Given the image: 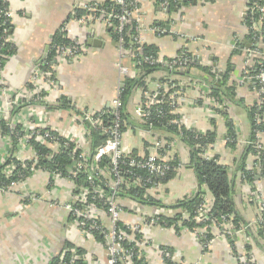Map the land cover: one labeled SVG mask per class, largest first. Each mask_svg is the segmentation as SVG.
<instances>
[{
    "label": "crops",
    "instance_id": "crops-1",
    "mask_svg": "<svg viewBox=\"0 0 264 264\" xmlns=\"http://www.w3.org/2000/svg\"><path fill=\"white\" fill-rule=\"evenodd\" d=\"M97 1L6 0L12 24L8 40L15 46V53L1 70L0 119L5 116L9 119L17 111V114L25 113L23 119L27 121L47 111L48 125L67 134L72 130L71 114L75 109H109L117 90L124 86L125 76L139 74L127 50L122 51L120 57L118 42L112 34L114 24L111 18L101 14L92 19L87 18L89 15L81 16L83 20L72 18L76 8L82 9L85 4ZM164 1L135 0L130 23L138 26L143 44L154 45L159 58L190 57L211 73L226 74L225 79L223 75H214L213 79L223 77L225 86L234 88V94L230 98L213 97L212 77L198 66L188 65L184 74H168L167 77L162 70L155 71L148 77L145 88L133 89L127 101L125 112L128 119L125 121L122 149L125 154H157L156 143L165 142L168 143L167 155L179 157L181 166L175 176L156 191V200L166 206L197 191L196 177L187 165L189 148L186 143L179 135L157 128L149 130L143 125L140 103L144 100V93L153 94L162 102L169 92L168 99L174 105L171 112L178 116L176 122L201 133H215V140L206 150V156H217L218 161L226 165L234 187L236 210L248 225L231 230V245L220 234L222 225L215 222L210 229L213 241L206 248L186 228L175 232L172 227L147 225L141 235L144 264H168L158 252L161 246L172 252L174 262L241 264L244 258H251L252 264H264V234H258L260 226L254 223L257 207L245 198L254 190L264 197L263 168L248 156L246 168L251 170L254 180L246 181L237 165L251 135L248 107L260 104L255 71L252 72L251 68L255 59L264 61V50L253 48V39L247 37L248 27L244 19L256 3L264 8V0L255 1L251 7L249 0H176L175 4L167 0L165 6ZM261 18H264V11ZM63 23L67 38L82 41L87 48L86 53L80 59L65 62L53 58L49 69L53 85L33 93L32 76L47 57L50 42ZM259 23L255 24L256 28ZM119 60L124 68L121 71L117 67ZM162 76L168 78L169 83L161 84L159 79ZM171 88L173 90L169 91ZM19 92V99L23 95L29 96L28 92L31 99L19 100L8 114L5 107L7 97H16ZM41 93H45L41 96L45 105L27 103ZM61 97L66 98V107L58 105ZM260 110L258 121L264 122V108ZM227 121L231 122L236 137L232 146L226 142ZM257 139L264 151V132H260ZM4 150L1 141L0 152ZM65 185L62 183L61 188L56 189L57 198H64ZM45 188V172L35 170L21 185L8 192H0V264H47L62 249L74 251L67 247L68 244L86 251L87 264H108L103 243L82 238L62 207L48 204ZM32 196L36 198L32 199ZM139 209L147 214H174L172 209L163 210L159 206H141ZM140 212H125L122 219L140 222ZM245 245L248 246L246 249ZM237 254L243 256L241 262Z\"/></svg>",
    "mask_w": 264,
    "mask_h": 264
},
{
    "label": "built area",
    "instance_id": "built-area-1",
    "mask_svg": "<svg viewBox=\"0 0 264 264\" xmlns=\"http://www.w3.org/2000/svg\"><path fill=\"white\" fill-rule=\"evenodd\" d=\"M120 6L118 11L106 13L105 10L99 9L95 6L96 3L85 4L83 7L88 11H97L101 15H106L108 18H114L116 20L115 29L118 33V46L119 54L121 57L122 51L127 50L132 59L136 53H141L143 50V42L138 34V26H134V32L129 35V43L134 45L133 47L124 48V36L129 33L127 26L130 24L132 12L135 9V0H113ZM167 1V0H166ZM166 1L162 2L166 5ZM255 8L260 12L259 19L261 18L264 8L259 4H255ZM253 10V9H252ZM5 16L10 17V10L7 8L3 11ZM88 16V15H87ZM95 17L94 14H89V19ZM83 20V18L77 19ZM256 28L255 24L252 25V29ZM54 59L58 62H65L68 60H77L83 57L86 53L85 44L79 39H70L68 43H57L53 45ZM145 61L152 60V62L161 63L164 67L169 69H184L186 66L192 63L190 58L175 56L173 58H156L144 57ZM169 60V61H168ZM136 65V61L134 62ZM41 63L40 68L35 70L32 76L31 82L34 83V92H41L44 88H49L53 85V81L50 78V70L43 69ZM118 69L121 71L124 68L121 65V60L117 63ZM258 86L256 92L259 96L260 103L264 96V67H262L254 75ZM36 89V90H35ZM120 92L121 88L117 90L116 95L111 100L110 114L108 119L104 118L105 112L91 111L84 109H75L71 114L72 130L67 134L61 133L59 130L52 128L48 125L49 114L44 111L38 116L30 120H24L23 114L16 113L11 114V118L5 116L4 120L9 134L3 132L0 128V142L2 141L5 150L0 152V164L4 163L10 156L19 161L22 166H25L27 162L36 163L37 154L33 148V143L38 142L50 149V153L46 156L52 158L54 153L60 152L63 147L73 146V154L79 151L80 154L72 156V164L68 167L66 173L60 171H46V169L33 168L30 166L31 174L36 170H43L46 173L45 195L49 198L48 204L50 206L60 205L62 209L69 216L72 224L79 231V235L82 238L94 239V231H97L104 238L103 249L106 253L108 264H132V258L134 256L133 248L136 249L138 257H142L141 247L143 246L142 233L144 227L160 225L157 217L152 214H144L140 212V204H130L131 213H139L142 216L140 222L133 220H123L122 215L126 212L123 203L116 197L119 186H126L129 188L142 187L145 188L147 193H156L160 188L157 178L163 176L164 170L167 168V162L169 156H159L158 154H148L144 156H129L125 155L122 149V119L120 114ZM36 93V94H37ZM21 92L14 97L8 96L5 107L7 113L17 106L19 100L29 98V96L23 95L19 99ZM7 96V95H5ZM36 97L33 96L32 99ZM159 100L155 98L153 94L144 93V100L140 103L142 110V117L145 119L150 116L153 106L158 103ZM160 113L161 111H157ZM6 113V114H7ZM7 114V115H8ZM32 114V112H31ZM1 120V119H0ZM151 125V124H149ZM92 127H98L102 135H105L104 142L96 148L94 153L90 151L88 145V134ZM260 133L257 131L256 136ZM58 136L64 138L62 143ZM15 143V144H14ZM15 145L13 152L10 154L9 149ZM157 147L162 145V142L156 143ZM254 145L257 149H262L258 139L255 140ZM107 159V163L104 166H99L98 162ZM18 164L10 162L5 165L3 173L6 177H9L16 170ZM134 169H140L146 171V176L143 178L137 174ZM82 175V176H81ZM29 177V176H28ZM26 177V179L28 178ZM245 178V175L242 176ZM12 181L7 190L0 188V192H8L15 186L21 185L25 180ZM65 183V196L63 199L55 196L56 189L61 188L60 184ZM108 187L110 192H107L104 188ZM146 195V194H145ZM32 196V199H35ZM250 200L257 204V217L254 223L261 225L264 229V197L259 191H252ZM207 198L205 197L196 209L194 219L195 222L201 224L200 227H196L192 231L197 238V241L206 248L212 241L213 237L210 234L211 226L215 223V219L208 213ZM183 216H186L184 214ZM228 215L221 216L222 232L221 234L228 240L231 236V230L228 226ZM121 223L122 227L119 226ZM225 225V226H223ZM120 228V229H119ZM185 228L179 225V230ZM187 229V228H186ZM127 241L132 244V248H126L122 245V242ZM230 244V243H229ZM69 251L62 249L58 254V264H74V255L66 260L65 253ZM71 252V251H70ZM74 251L71 253L73 254ZM158 252L164 260H170L172 264H187L183 261H173V254L167 248L160 247ZM236 254V252H235ZM241 262L242 255L236 256ZM243 264H252L251 258H244Z\"/></svg>",
    "mask_w": 264,
    "mask_h": 264
},
{
    "label": "trees",
    "instance_id": "trees-1",
    "mask_svg": "<svg viewBox=\"0 0 264 264\" xmlns=\"http://www.w3.org/2000/svg\"><path fill=\"white\" fill-rule=\"evenodd\" d=\"M257 0H249L248 5L251 7L253 6V3ZM171 2L170 4H175L176 0H169ZM95 6L99 9L105 10L106 13L110 12H116L120 9V6L115 3L113 0H99L96 2ZM8 8L6 0H0V77H1V70L5 63L7 62L8 58L15 53V46L8 40L10 29L12 27L11 24V18L8 16H5L3 14V11ZM99 15V12L97 11H88L84 8H76L75 10V16L72 18H80L83 15ZM260 12L254 7L251 12H249L245 17V24L248 27V34L247 37L253 39V48H259L260 50H264V18H260ZM114 24V33L113 36L116 40H118V33L115 29L116 20L114 18L110 19ZM260 22V23H259ZM260 24L257 26V28L252 29L253 24ZM64 23L61 24L60 28L57 30L55 35L52 38V41L50 42V49L47 57L44 60V65L42 66L43 69H50V65L54 58V49L53 45L57 43H68L70 39L67 38L64 32ZM134 23H130L127 26V29L129 28V33L125 34V43L124 48L133 47L134 45L129 43V35L134 32ZM144 57H157V48L154 45H147L143 44V50L141 53H136L134 56V60L136 61V68L139 71V74L137 76H128L126 75L123 83L124 86L121 88L120 92V114L122 119V133L124 131L125 127V121L128 119V114L125 112V107L127 104V101L133 91V89L140 87L145 88L146 82L148 80V77L154 73L155 71L162 70L166 73V77L168 74H184V69H169L167 67H164L161 63L158 62H152V60L145 61ZM189 57V55H188ZM190 58V57H189ZM169 61V60H168ZM193 61V60H191ZM189 66H198L201 68L202 71H208L210 73V76L212 77V80L210 81L211 84V95L215 98L220 99L221 96L230 98L231 95L234 94V88L225 86V82L222 81V78H226V74L221 73H211L206 67H201L198 65V63L193 61ZM262 67H264V61L260 59H255L254 64L252 66V72L255 71L254 74H256ZM208 73V75H209ZM222 76L223 77L217 80H214L213 77L215 76ZM165 76H162L159 79V82L165 83L168 82V78H165ZM174 82V81H172ZM169 83V82H168ZM255 86H258V83L255 82ZM177 89V88H176ZM171 88L169 91H172ZM169 93V92H168ZM168 93L167 95L162 99V102L156 103L155 106L152 108H155L151 111L150 116L147 118H143L144 122V128H147L151 130L154 129H160L162 131H167L169 133H173L175 135H179L180 138L186 143V145L189 148V161L187 162V165L193 170L194 175L196 177V181L198 184V189L194 194L184 196L174 202V204L170 206H166L162 202L156 200V193H147L145 188L142 187H135V188H129L126 186H119L116 197L122 199L123 203H126L124 206V210L126 212H132L130 211L128 207H130V204H140L142 206H159L163 210L164 209H172L174 214H165V213H153L157 217L158 223L161 226L165 227H172L175 232H179V225L183 226L189 230H193L196 227H200L201 224H198L195 222L194 215L197 207L204 202L205 197H208L209 199V205H208V213L211 215L215 221L219 223L221 216L228 215L227 220L232 225V229H238L241 227H245L247 222L243 221L242 216L237 212L235 204H234V187L232 181L229 179L228 173H227V167L224 164H221L218 161L217 156L207 157L205 155V151L209 147V145L215 140V133L213 131H207L206 133L198 132L195 129H187L183 125L176 122L178 116L173 111V106L171 103V100L168 99ZM45 94V93H44ZM43 93L39 94L38 97L31 101H27L28 104H40L45 105V103L42 102L41 96L44 95ZM264 98V96H263ZM63 103V104H62ZM66 98L61 97L59 98L58 105L62 107H66ZM48 105V104H46ZM264 108L263 99L260 104H255L250 107H248L249 110V118L251 122V135L249 138V142L246 144L244 153L239 159L237 165L238 169L241 173V175H245V178L243 180L249 181L254 180V175L251 173V170H248L246 168V159L248 156L253 157V161L263 168L264 173V151L262 149H257L254 145L255 140L257 139L256 133L257 131L264 132V122L259 119L258 121V114H261L260 108ZM51 108V107H50ZM161 111L158 113L157 111ZM105 114L103 115L105 119H108L110 114V109H103ZM151 124V125H149ZM0 128L3 132L6 134L10 133V130L8 129V126L6 125L4 120H0ZM227 143L229 145H233L235 141V134L233 131V126L230 121H227ZM59 140L63 143L64 138L58 136ZM105 139V135L101 134V131L98 127H92L89 134H88V145L90 148V151L94 153L97 147H99ZM33 143V148L37 154V162L31 163L27 162L25 166H22V164L19 163L18 160L12 157H8L7 160L0 164V188L7 190L8 186L12 183V181H22L26 179V177L31 175V170L29 169L30 166H33V168H42L46 169V171L54 170V171H60L62 173H66L68 167L72 164V156L75 157L76 154H80L79 151L75 152L73 154V146L70 147H63L61 148L60 152L54 153L52 158H47V154L50 153V149L45 147L44 145L39 144L38 142ZM15 144V143H14ZM9 149V153L11 154L15 148V145ZM168 143H165L158 146V152L157 154L159 156H164L167 154L168 150ZM125 155L129 156H136L135 153H128ZM13 162L15 164H18L16 167V170L11 174L9 177H6L3 173V169L6 164ZM107 163V159L104 158V160H101L100 162L96 163L99 166H104ZM181 166L180 159L177 155H173L169 157V160L167 162V168L163 172V176L160 178H157L159 181L160 187L167 183L170 179H172L177 169ZM134 171L139 174L141 177L146 176V171L140 170V169H134ZM46 174V173H45ZM82 176V175H81ZM107 192H110V189L108 187L104 188ZM160 189V188H159ZM253 189V187H251ZM146 194V195H145ZM144 214H147L144 213ZM152 214V213H151ZM184 214L187 215L183 216ZM248 225V224H247ZM119 226L122 227L121 223H119ZM120 229V228H119ZM247 231V232H246ZM245 232L248 234L250 233L249 230H247V227L245 228ZM94 239L97 242L104 243V238L102 235H100L97 231L93 232ZM258 234H264L263 228H258ZM231 237V239H230ZM232 235L228 237L229 242L231 245H233ZM232 240V242H231ZM122 245L126 248H132V244L128 243L127 241L122 242ZM69 248H73L74 253L72 254L69 251L65 253L66 260H69L73 255L74 257V264H87V261L85 259V250L81 247H75L67 245ZM162 248H165L164 246H161ZM248 247L245 245V249ZM168 249V248H167ZM134 256L132 258V264H144L143 258L138 257L136 254V249L133 248ZM233 253L235 252L232 250ZM166 263L172 264L170 260H165ZM59 263V257L58 254L54 256L47 264H58Z\"/></svg>",
    "mask_w": 264,
    "mask_h": 264
},
{
    "label": "rangeland",
    "instance_id": "rangeland-1",
    "mask_svg": "<svg viewBox=\"0 0 264 264\" xmlns=\"http://www.w3.org/2000/svg\"><path fill=\"white\" fill-rule=\"evenodd\" d=\"M208 149V148H207ZM205 155H206V151H205ZM138 156H142V155H138ZM208 157V156H207ZM252 192V191H251ZM251 192H249L246 196H245V198L248 200V202L250 201V202H253L252 200H250V197H251ZM255 204V203H254ZM255 206L257 207V204H255ZM257 217V216H256ZM255 220H256V218H255ZM254 220V221H255ZM216 223H218L217 221H215ZM219 225H221V219H220V221H219V223H218ZM256 224V223H255ZM258 225V224H257ZM228 226H229V229L230 230H232V226H231V224H230V222H228ZM260 226V225H259ZM263 228V227H262ZM188 231H189V229H187ZM264 230V229H263ZM223 230L221 229L220 230V232H222ZM192 232V231H191ZM194 234V233H193ZM221 234V233H220ZM233 234V232L231 231V235ZM222 235V234H221ZM195 236V235H194ZM241 264H243V263H241Z\"/></svg>",
    "mask_w": 264,
    "mask_h": 264
},
{
    "label": "water",
    "instance_id": "water-1",
    "mask_svg": "<svg viewBox=\"0 0 264 264\" xmlns=\"http://www.w3.org/2000/svg\"><path fill=\"white\" fill-rule=\"evenodd\" d=\"M179 5V4H178ZM94 41V40H93Z\"/></svg>",
    "mask_w": 264,
    "mask_h": 264
}]
</instances>
